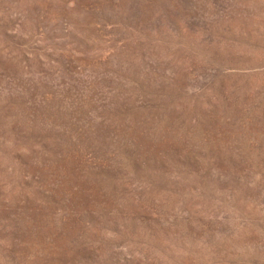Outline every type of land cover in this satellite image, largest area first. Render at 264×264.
I'll return each mask as SVG.
<instances>
[{
  "label": "rangeland",
  "instance_id": "rangeland-1",
  "mask_svg": "<svg viewBox=\"0 0 264 264\" xmlns=\"http://www.w3.org/2000/svg\"><path fill=\"white\" fill-rule=\"evenodd\" d=\"M0 264H264V0H0Z\"/></svg>",
  "mask_w": 264,
  "mask_h": 264
}]
</instances>
